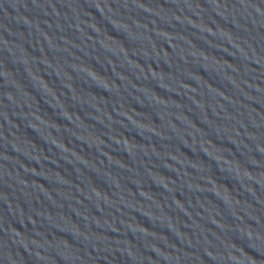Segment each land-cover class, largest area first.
Wrapping results in <instances>:
<instances>
[{"label":"water","instance_id":"water-1","mask_svg":"<svg viewBox=\"0 0 264 264\" xmlns=\"http://www.w3.org/2000/svg\"><path fill=\"white\" fill-rule=\"evenodd\" d=\"M264 154V0H6Z\"/></svg>","mask_w":264,"mask_h":264}]
</instances>
